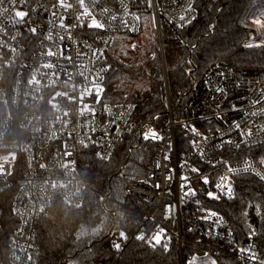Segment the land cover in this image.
<instances>
[{
    "label": "built area",
    "instance_id": "obj_1",
    "mask_svg": "<svg viewBox=\"0 0 264 264\" xmlns=\"http://www.w3.org/2000/svg\"><path fill=\"white\" fill-rule=\"evenodd\" d=\"M195 1L0 0V194L14 188V224L5 239L0 206V264H38L39 221L56 200L84 202L89 186L80 158L86 151L102 160L121 155V194L151 205L127 233L122 198L111 189L97 192L112 215L108 238L114 246L140 240L152 220L156 228L149 240L160 230L163 239L173 236L179 264L196 255L219 264V254L240 264H264L256 233L241 238L217 208L234 197L237 176L253 175L264 183V80L212 63L192 77L178 97L179 109L166 93L164 112L142 123L131 102L103 98L112 44L119 35L139 36L149 21L169 90L165 47L184 44L180 30L195 18ZM188 62L194 71L195 62L190 57ZM149 126L159 129L160 138L145 139ZM190 189L195 195H185ZM186 243L195 250L183 257ZM249 247L255 261L240 251Z\"/></svg>",
    "mask_w": 264,
    "mask_h": 264
},
{
    "label": "trees",
    "instance_id": "obj_2",
    "mask_svg": "<svg viewBox=\"0 0 264 264\" xmlns=\"http://www.w3.org/2000/svg\"><path fill=\"white\" fill-rule=\"evenodd\" d=\"M195 8L193 21L180 30L184 44L165 47L169 97L172 106L178 104V109L182 104L178 97L189 88L192 77L212 63L221 62L233 69L249 70L264 80V44L249 42L258 34L253 21L264 14V0H196ZM141 33L142 44L137 52L129 49L127 41L132 39L131 36L117 37L106 55L108 70L103 81V98L111 102H131L138 123L163 113L166 104L153 25L148 27L144 23ZM192 44L195 47L189 53ZM188 57L196 64L194 71H189ZM151 68L155 70L152 74ZM152 149L150 143L148 153ZM121 159V155L115 154L107 160L99 159L89 151L82 154L80 169L89 186L84 202L72 206L56 200L49 214L39 221L36 229L38 264H64L71 258L76 264H179L177 241L173 236H167L159 244L149 240L156 228L152 220L145 223L143 240L127 239L117 248L108 238L112 215L104 211L97 192L111 189L122 198L128 207L123 214L127 233L135 230L140 212L151 209L149 203L121 194V179L117 175ZM13 192L14 188L10 187L0 194L3 239L14 224L10 211ZM217 208L230 220L241 238L250 232L256 233L264 256V183L253 175L237 176L234 197L220 201ZM84 226L94 230L82 234L79 230ZM194 250L195 247L186 243L183 257ZM216 260L219 264H240L225 254L217 255Z\"/></svg>",
    "mask_w": 264,
    "mask_h": 264
},
{
    "label": "rangeland",
    "instance_id": "obj_3",
    "mask_svg": "<svg viewBox=\"0 0 264 264\" xmlns=\"http://www.w3.org/2000/svg\"><path fill=\"white\" fill-rule=\"evenodd\" d=\"M259 20L261 23L257 24L255 21ZM255 27L257 28V32L258 34L255 37H252L249 42H253V43H257V42H261L264 44V14L261 17H257L254 19L253 21ZM148 27L152 25L151 21H149L146 24ZM143 39V34L141 33L139 36L130 39L128 42V46L129 49L133 52H137L140 49L141 46V42ZM155 133V137L149 135V138H151L152 140H157L158 138H160V131L158 128H156L155 126H149L147 127L145 130H143V134L145 136L146 133L150 134V133ZM94 229L92 228H88L87 226L81 227L79 232L82 234H86V233H90L92 232ZM159 236L160 237V241L163 240L164 237V233L163 231H158L155 234V237ZM86 257V256H85ZM190 262H193V264H211L212 260L205 255H196L193 256V259L191 261L186 260L185 264H190ZM64 264H76V260L74 258H71L67 261L64 262ZM86 264H90V262H87Z\"/></svg>",
    "mask_w": 264,
    "mask_h": 264
},
{
    "label": "snow or ice",
    "instance_id": "obj_4",
    "mask_svg": "<svg viewBox=\"0 0 264 264\" xmlns=\"http://www.w3.org/2000/svg\"><path fill=\"white\" fill-rule=\"evenodd\" d=\"M23 15H26V13H24ZM21 18H22V17H21ZM181 19H183V17H182ZM255 22H256L257 24L261 23L259 20L255 21ZM89 26L92 27V26H94V25H89ZM249 46H250V45H249ZM101 91H102V89H101ZM97 94H99V92H98ZM149 135L155 137V133H154V132H153V133H150V134L146 133V134H145V139H147V138L149 137ZM193 171H195V169H193ZM229 171H232V169H229ZM261 178L264 179V177H261ZM185 179H186V178H185ZM224 179H226V178H222V181H223ZM204 183H208V181H207L206 178H205V180H204ZM224 187H226V185L221 187V191H224ZM188 194L195 195V192H194V190H191V189H190V190H189V193H186L185 195H188ZM225 194H228V195L231 194V188H230V187H228L227 193H225ZM208 195H209L210 198H217V197H215L214 194L211 193V192H209ZM210 215H215V214H214V213H211ZM121 236H124V234L121 233ZM138 239L143 240V239H144V236L141 235V236L138 237ZM153 239H154V241H155L156 244H159V243H160V237H159V236H156V237H154ZM116 247L118 248L119 245H116ZM240 251L243 252V253L248 254L249 259H251V260H253V261H255V260L257 259L256 255H255V253L253 252V250H252L251 247H249L248 249H240ZM190 264H193V262H190ZM211 264H215V262L212 261Z\"/></svg>",
    "mask_w": 264,
    "mask_h": 264
},
{
    "label": "water",
    "instance_id": "obj_5",
    "mask_svg": "<svg viewBox=\"0 0 264 264\" xmlns=\"http://www.w3.org/2000/svg\"><path fill=\"white\" fill-rule=\"evenodd\" d=\"M154 68H151V70H150V73L152 74V73H154ZM157 74H158V72H156ZM166 93H167V98H169V90L167 89V91H166Z\"/></svg>",
    "mask_w": 264,
    "mask_h": 264
}]
</instances>
